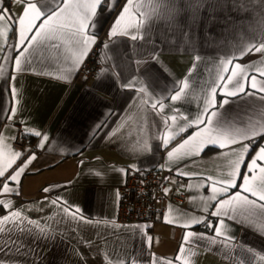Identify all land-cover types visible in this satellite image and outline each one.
<instances>
[{
  "label": "snow or ice",
  "instance_id": "snow-or-ice-1",
  "mask_svg": "<svg viewBox=\"0 0 264 264\" xmlns=\"http://www.w3.org/2000/svg\"><path fill=\"white\" fill-rule=\"evenodd\" d=\"M12 2L18 9L15 16L0 0V60L11 66L9 69L6 63H0V78L7 74L15 81L19 74L31 70L38 76L70 82V76L84 68L87 57L96 47L108 49L117 37L150 44V49L136 60V64L138 68L146 65L155 67L146 69L139 77L133 75L121 84L122 88L135 92L131 97L133 105L129 107L144 106L148 110V118L143 114L140 117L144 121L140 131L147 127L156 129L153 138L159 141L157 148H162L166 154L164 163L160 165L161 170L166 169L174 174L165 177V181L176 184L177 178H186L189 183L185 186L181 182L178 194L185 188H207L210 193L198 198L203 201L202 206H197V212L201 215L185 213L171 205L162 214L165 224L183 229L177 254L173 257H157L148 250L153 237L145 233V225H140L138 230L145 236L142 245H147V249L142 247L140 255L146 252L149 259L143 262L135 256H117L113 259L105 249L102 253L104 264H195L201 250L222 255L229 264H245L242 257L237 260L232 253L246 252L256 264H264V254L245 246L243 242L237 244L232 234V226L240 225L264 236V143H261L264 141V0H212L216 7L224 10L230 8L238 15H244V20L248 21L247 25L243 21H221L227 26L225 31H243L247 27L255 33L258 26L260 34L232 46L231 54L218 58L214 63L215 74L208 80L198 79L197 69L203 58L197 54L186 75L182 79H175L166 93L152 86L159 71L168 70L160 59L163 49L161 47L157 51L155 38L150 35L151 30L146 25L150 21H161L168 30H175L184 23L179 19L181 13L190 11L191 20L186 23L190 33L191 26L199 22V10L207 0H188L184 9L177 5V0H153V13L150 16H145L141 11L142 0H125L123 5L120 0ZM216 7L211 11H215ZM117 8L119 12L106 33L107 40L98 42L104 23L103 13L116 12ZM214 19L209 20V26ZM62 50L72 54L71 67L59 68L60 72L68 74L57 75L55 71L45 70L56 63L57 54ZM251 56L256 59H247ZM107 75L103 68L97 71V86H103ZM21 97L22 91L13 87L10 107L6 112L0 109V125H3V130H0V196L19 195L22 178L31 170L30 165L38 158V151L46 150L49 142L46 133L21 117L19 124L24 127L19 138H38L35 148L21 144L20 150L16 151L6 143L18 139L17 135H9L8 129L18 126L14 122L22 110L17 107L21 104ZM193 104L194 111L191 108ZM151 114L156 118L154 122ZM5 120L7 124H4ZM104 127H110L106 121L97 123L94 135ZM123 127L124 124L110 128L108 138L117 137ZM215 149L220 151L212 159L226 158V170L216 175L187 170L197 166L196 158L203 159L204 155ZM141 150H148L147 142ZM133 151L136 149L133 148ZM17 161L20 162L17 164ZM130 167L132 171H138L134 165ZM115 171L128 174L125 169ZM89 174H92L91 171ZM95 174L100 175L99 172ZM42 190L49 193L54 189L46 186ZM171 190L163 188L165 195ZM196 200L197 197H189L190 204ZM45 201L59 210L60 219L56 216L43 222L32 219L25 214L23 205L18 207L12 200L0 199V264H28L29 260L31 264H38L37 253L41 242L49 247L65 242L64 234L52 227V224L61 223L64 219L85 224L102 223L85 218L78 206L62 196L50 201L46 196ZM195 226H203L206 231H194ZM77 231L72 228V232ZM81 243L90 249V253L95 248L96 255H101L95 241L78 240L73 255L81 264H88V255L79 247Z\"/></svg>",
  "mask_w": 264,
  "mask_h": 264
},
{
  "label": "crops",
  "instance_id": "crops-1",
  "mask_svg": "<svg viewBox=\"0 0 264 264\" xmlns=\"http://www.w3.org/2000/svg\"><path fill=\"white\" fill-rule=\"evenodd\" d=\"M124 2L125 0H120L121 5ZM142 3L141 11L145 16H150L153 13V0H142ZM187 3L188 0H177V5L182 9L187 7ZM3 5L11 9L13 16L16 15L18 9L12 0H3ZM213 7L216 6L212 0H207L199 10V22L191 26L190 33L186 27V23L191 20L190 11L181 13L179 19L184 23L175 30H168L161 21H150L146 25V28L151 30L150 35L155 38L157 51H160L161 47L163 49L160 59L168 70L165 72L161 69L153 80L152 86L157 91L166 93L175 79H182L197 54L203 58L197 69L198 79H211L215 74L214 63L218 58L231 54L232 46L260 34L258 26L255 33L247 27L243 31H225L227 26L221 21H243L245 25L248 21L244 20V15H238L230 8L224 10L216 7L215 11H211ZM118 12L119 8L110 14L107 11L103 13L104 23L98 42L107 40L106 33ZM212 17L215 19L209 26ZM150 47V44L142 40L133 42L128 37H117L108 49L101 50L100 69L103 68L108 73L102 87L97 86V76L94 80L83 81L79 72L70 76V82L38 76L31 70L19 74L15 81L7 74L0 78V109L5 112L11 105V89L16 87L22 91L21 104L17 105L22 110L14 122L18 126L8 129V134L17 135L23 131L24 125L19 124L20 118L23 117L36 126L37 130L49 136L46 150L38 151V158L30 165L31 170L22 178L19 195L0 196V199L12 200L18 207L23 205L27 216L43 222L51 216L60 219L59 210L45 201V197L50 201L62 196L72 205L78 206L85 218L102 222L85 224L64 219L61 223L52 224L49 221L58 233L64 234L65 242L51 247L41 242L37 253L38 264H81L73 255L78 240L95 241L101 250V255H96L95 248L90 253V249L84 244L79 245L81 251L88 255V264H104L102 253L105 249L113 259L117 256H135L142 262L147 261L149 257L146 252L140 255L142 247L147 249L146 244L142 245L145 236L138 230L140 225H145V233L153 237L152 246L148 250L161 258H171L177 254V246L183 232L180 227L165 224L163 219L152 224L117 222V189L123 184L126 175L115 169H125L128 172L132 171L130 166L133 165L138 171L159 169L166 155L162 148H157L159 141L153 138L155 128L147 127L143 132L140 131L144 126L140 117L143 114L148 118V110L137 105L130 108L129 105H133L131 97L135 92L121 87L131 76L139 77L146 69L155 67L146 65L138 68L136 64V60L145 55ZM71 55V52L62 50L57 54L56 63L45 70L55 71L57 75H67L68 73L60 72L59 68L71 67ZM247 59L255 60L256 57ZM0 63L6 62L0 60ZM6 67L10 69L11 66L6 63ZM191 108L194 111L195 104L191 105ZM151 115L154 122L156 118L154 114ZM105 121L110 127H104L94 135L95 125ZM7 123L5 120L4 124ZM121 124H124V127L120 129V134L109 139L107 133L110 128ZM0 130H3V125H0ZM191 131L190 129L189 132ZM26 138L33 140L32 143L36 146L38 138ZM145 142L148 150L142 151ZM6 143L12 148L13 141ZM133 148L136 151H133ZM219 151L220 149H215L204 155L203 159L196 158L197 166L187 170L203 171L207 175H216L219 171L226 170V158L212 159ZM15 166L14 164L13 167ZM90 171L92 174H89ZM97 172L100 175H96ZM169 174L174 176L173 173ZM177 179H182L185 186L189 183L186 178ZM46 186L54 190L45 193L42 189ZM173 186L169 181L167 187L172 189ZM183 191L186 194L185 202L167 203L165 211L171 205L176 210L201 215L202 213L197 212V206H202L203 201L198 198L210 194L207 188H185ZM189 197H197V200L190 204ZM105 221L109 223H103ZM232 227L237 244L243 242L245 246L264 254V236L240 225ZM72 228L78 231L74 233ZM193 230L206 231L203 226H195ZM232 255L237 260L242 257L245 264H256L246 252L235 251ZM28 264H31V260ZM195 264H229V261L222 255L201 250L195 258Z\"/></svg>",
  "mask_w": 264,
  "mask_h": 264
},
{
  "label": "built area",
  "instance_id": "built-area-1",
  "mask_svg": "<svg viewBox=\"0 0 264 264\" xmlns=\"http://www.w3.org/2000/svg\"><path fill=\"white\" fill-rule=\"evenodd\" d=\"M101 49L96 47L95 50L87 57L84 68L79 71V77L83 81L94 80L97 71L101 67ZM13 141L12 149L19 151V146L23 144L25 147L35 148V145L26 137ZM167 171L161 169L149 171H128L123 184H121L117 192L118 212L117 222L121 224L144 222L152 224L162 219L167 203L183 204L186 199L184 191L177 193L182 179H177L172 190L165 195L163 188L167 187L169 181H165V177H169ZM183 183V182H182Z\"/></svg>",
  "mask_w": 264,
  "mask_h": 264
},
{
  "label": "trees",
  "instance_id": "trees-1",
  "mask_svg": "<svg viewBox=\"0 0 264 264\" xmlns=\"http://www.w3.org/2000/svg\"><path fill=\"white\" fill-rule=\"evenodd\" d=\"M29 140V139H28ZM30 141V140H29ZM30 142H33V140L32 141H30Z\"/></svg>",
  "mask_w": 264,
  "mask_h": 264
},
{
  "label": "water",
  "instance_id": "water-1",
  "mask_svg": "<svg viewBox=\"0 0 264 264\" xmlns=\"http://www.w3.org/2000/svg\"><path fill=\"white\" fill-rule=\"evenodd\" d=\"M159 169H161V168H159Z\"/></svg>",
  "mask_w": 264,
  "mask_h": 264
}]
</instances>
